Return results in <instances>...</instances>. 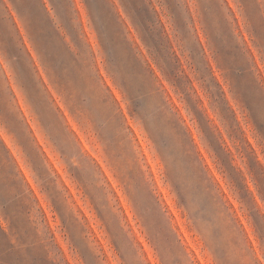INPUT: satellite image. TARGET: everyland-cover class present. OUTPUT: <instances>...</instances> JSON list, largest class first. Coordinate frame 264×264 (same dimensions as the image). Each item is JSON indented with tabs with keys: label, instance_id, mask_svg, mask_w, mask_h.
<instances>
[{
	"label": "clouds",
	"instance_id": "1",
	"mask_svg": "<svg viewBox=\"0 0 264 264\" xmlns=\"http://www.w3.org/2000/svg\"><path fill=\"white\" fill-rule=\"evenodd\" d=\"M6 3L16 18L18 31H14L13 35L17 47L23 52L27 74L17 57L10 55L6 39L0 36V65H6L11 71L15 85L13 88L9 83L7 72L0 73V131L14 137L16 150L23 154L25 167L30 168L33 182L39 183L41 191L39 196L33 192V182L25 177L20 165L15 162L16 157L5 148V163L11 166L15 175L8 177L7 173L0 172V230L7 235L10 245L7 252L0 249V264H69L63 248L55 242V234L45 226L44 216L37 207L41 196H47L60 215L72 240L76 264H114L113 255L117 258L115 264H222L216 249L225 236L230 238L228 264H264V239L254 252L242 245L233 205L225 199L223 189L202 159L184 116L169 95L175 92L183 97L186 111L198 123L203 142L215 154L248 210L247 200L242 197L236 178L217 152L189 101L190 95L191 100L206 113V109L200 107L203 101L199 100V95L193 96L190 91L192 77L188 69H191L210 97L212 106L219 107L229 127L238 124L233 103L256 126L233 75V68L225 63L219 52L206 17L202 21V29L208 35V50L199 44L201 51L197 54L193 45L198 40L186 44L183 48L186 68L185 62L172 47L154 0H150L158 17L157 27L162 29L170 51L178 61L177 74L185 78V87L181 88L135 13L129 11L123 2L126 18L116 11L121 26L136 56L145 68L150 69L153 88L142 95L130 87L131 78L125 68L106 49V34L90 8L91 21L98 36L99 54L103 56V72L97 62L96 50L91 45L85 47L81 37L80 46L73 42L53 0H42L44 10L76 56L75 61L66 64L53 60L52 54L39 39L30 16L16 12L12 0H6ZM228 3L234 11H228L225 17L236 42L245 51L250 71L264 84V67L257 64L248 46L251 42L253 47L264 52V42L256 36L242 0H228ZM260 4L261 14H264V0H260ZM74 16V25L82 27L78 24V15ZM184 19L187 34L172 12L174 28L187 38L195 22L190 14ZM129 23L142 40L147 55L131 38ZM245 34L247 39H243ZM26 38L31 50L25 43ZM209 50L215 61V70L208 62ZM34 55L39 59L40 67H37ZM41 68L44 75H41ZM214 80L216 83H213ZM216 84L224 94L223 102L217 95ZM225 84L231 100L227 99ZM18 94L23 98L32 120L38 124L48 149L57 156L77 189L103 222L111 255L87 225L86 218H82V210L24 115L17 100ZM208 123L223 144V134H218L213 121L208 119ZM258 132L264 136V132ZM142 137L150 144L153 158L162 167L168 198L161 191L156 173L148 162ZM223 146L230 154L231 164L239 172L241 182L247 186L251 178L258 184V208L264 213V180L258 177L251 165L250 155L246 157L245 173L238 167L231 149ZM177 159L184 161L183 174L175 170L174 161ZM255 159L260 167H264V156H256ZM11 179L20 182L19 190L10 184ZM122 197L133 214L135 227L129 221ZM248 215L250 220H254L250 210ZM73 223L79 228H74ZM169 232L175 234L179 248L175 242L168 240ZM9 254H12L11 258H7Z\"/></svg>",
	"mask_w": 264,
	"mask_h": 264
},
{
	"label": "rangeland",
	"instance_id": "2",
	"mask_svg": "<svg viewBox=\"0 0 264 264\" xmlns=\"http://www.w3.org/2000/svg\"><path fill=\"white\" fill-rule=\"evenodd\" d=\"M111 1L115 6L116 11H118L121 16L126 18L127 13L124 10V5L129 11L131 10L132 5L127 0ZM146 1L147 5L151 8L150 13L147 15V20H151L152 22L158 21V17L151 7L150 0ZM154 2L159 10L160 21L166 30L168 38L171 40L172 47L175 50L176 55L180 56L181 61L185 62L186 68V57L183 54V48L186 44H190L193 41L198 40L193 45L197 54L201 51L200 45H203L205 49L208 50V35L202 29V21L206 17L209 28L213 33V40L219 52L223 56L225 63L233 68V75L237 80L238 87L240 88L251 111L256 126L252 124L239 107L235 106L233 103L238 124L229 127L228 123L222 118L219 107L217 106L214 108L212 106L210 97L202 88L195 73L191 69H188L189 75L192 77L190 91L193 96H196L197 94L199 95V100L203 101V103L200 104V107L206 109V113L204 114L199 109L198 104L191 100L190 95L189 101L192 103L194 112L199 118L205 131L208 133L209 138L215 145L217 152L222 155L225 165L236 178L242 197L247 200V208L251 211L254 220L249 219L248 210L245 209L243 201L237 196L236 188L224 173V170L221 168L215 154L212 153L207 144L203 142L198 123L195 121V118L190 116L186 111V105L183 97L177 96L175 92L169 93L174 101L176 109L184 116L191 130L192 137L197 143L202 159L206 162L207 167L215 176L219 187L223 189L225 199L230 201L233 205L237 227L241 234L242 245L254 252L261 246L262 239H264V213L259 210V205L257 203L260 199L259 186L257 183L253 182L251 178H249L247 186L241 182L240 174L235 168H233L230 154L226 151L223 144L225 147L231 149L238 167L243 169L245 173H247L248 162L246 157L250 155L251 165L255 168L258 177L264 180V167H260L255 159L256 156H264V136H261L258 132V130L264 132V84H261L250 71L245 51L236 42L232 27L225 17V13L233 10L232 6L228 3V0H154ZM242 2L245 4L249 17L253 23V29L256 36L259 40L264 42V14H261L260 0H242ZM12 3L15 6L16 12L26 13L30 16L39 39L52 54L53 60H58L61 64H66L76 60L75 54L72 52L64 37L56 29L53 21L44 10L42 0H12ZM53 3L58 12L62 14L73 42L80 46L81 37L84 41L85 47L91 45L92 48L96 50L97 62L100 66L101 72H103V56L99 54L100 47L97 32L92 24L91 16L87 10L84 0H53ZM90 6L91 10L98 17L99 27L106 34V49L109 50L116 61L125 68L127 74L131 78L129 82L130 87L134 91L139 92L142 95H146L153 88V84L150 80V69L145 68L141 60L136 56L132 43L124 33L120 19L118 20L114 10L112 11V9H110L103 0H92V2L90 1ZM172 12L176 16L177 23L186 34L187 24L184 17H187L189 14L191 15L195 24L192 33L187 38L174 28L172 24ZM139 13L141 17H144L146 12L140 11ZM74 15H78V24L82 25V27L78 28L74 25ZM14 31H18L14 12L8 7L6 0H0V36H3L6 39L10 55L17 57L18 63L27 74L23 52L19 47H17L16 40L13 35ZM129 31L131 32V38L135 39L136 43L143 49V42L130 23ZM148 38L151 43L154 42L161 56L165 58L171 74L176 78L177 84L181 86V88H184L185 78L177 74L179 67L178 61L174 54L170 51V46L164 35L161 34V30L159 28L156 29L148 36ZM243 39H247V34L244 35ZM25 43L29 44V48L31 50V45L27 38L25 39ZM248 46L251 49L250 54L255 57L257 64L264 67V52L253 47L251 42H249ZM143 50L147 55V49ZM34 59H36L37 67H40L39 59L35 55ZM208 62L209 65L213 67V70H215V61L210 50ZM204 63L206 64V61ZM3 72L8 73L9 83L12 84L13 88H15L11 71L6 65H0V73ZM41 75H44L42 68ZM163 83L167 86L166 81ZM213 83H216L215 80ZM216 86L218 90L217 95L221 102H223L224 94L222 90H220L219 85L216 84ZM225 91L227 99L231 100V95L227 92L226 84ZM17 100L19 101L21 109L24 110V115L32 124V129L36 137L39 138L41 144L44 145V150L48 153V159L55 165L56 171L63 177L64 183L71 191L76 204L79 206V209L82 210V218H86L87 225L90 229L94 230L95 235L105 244V249L108 250L111 255L110 246L106 241V233L103 222L97 217L91 204L83 196V193L77 189L71 177L66 173L63 165L59 162L57 156L48 149L41 137L38 124L32 120V117L24 104L23 98L19 94L17 95ZM208 119L214 122L213 127L218 129V134H223V144L217 138L213 129L209 127ZM177 127H179V124H177ZM141 140L144 144V151L148 157V162L152 165V169L156 173L160 189L164 193L165 198H168L169 191L164 183L162 167L160 166L159 161L153 158V152L150 144L144 140L143 137ZM85 146L88 147L87 143ZM5 148L16 157L15 162L20 165L25 177H27L30 182H33L34 178L32 177L30 168L25 167L23 154L21 152H17L16 150L14 137L7 135L3 131H0V172L7 173L8 177L15 175L11 166L5 163V160L7 159ZM174 167L178 174H183L184 161L177 159L174 161ZM185 179H190V177H185ZM10 184L17 187L19 190L20 182L18 180L11 179ZM32 190L37 194V196L40 195L41 190L38 182L32 183ZM122 202H124L123 197ZM124 205L126 211H128L129 221L135 227L136 221L133 218V214L128 209L126 202H124ZM37 207L41 210V215L44 216L45 226L51 233L55 234V242L63 248L64 255L67 257L69 264H76L77 257L74 255L72 240L69 238V233L66 230L65 225L62 223L60 215L48 197L41 196ZM73 227L79 228V226L75 223H73ZM167 238L170 242H175L177 248L180 247L179 242L176 241L174 233L169 232L167 234ZM229 242L230 238L225 236L216 249V255L222 264H228L230 251ZM9 247L8 237L0 233V249L7 252ZM197 252H199V249H197ZM148 254L150 257L151 253L149 252ZM232 254L235 255V252L233 251ZM11 256L12 254H9V257L7 258H11ZM203 258L204 257H201V259ZM112 259L115 264L117 258L113 255Z\"/></svg>",
	"mask_w": 264,
	"mask_h": 264
},
{
	"label": "trees",
	"instance_id": "3",
	"mask_svg": "<svg viewBox=\"0 0 264 264\" xmlns=\"http://www.w3.org/2000/svg\"><path fill=\"white\" fill-rule=\"evenodd\" d=\"M90 1L92 2V0H84V3L87 7V10L88 12L90 13V9H91V6H90ZM110 9H112V11L114 10L118 20H119V16L116 12V9H115V6L114 4L112 3L111 0H103ZM132 6H131V12L133 11L135 13V16L138 18V20L140 21V23L143 25L144 27V30L148 33V36L150 34H152L156 29H158L157 27V24H158V21H151V20H147V15L150 13V6L147 5V1L146 0H127ZM90 8V9H89ZM140 11H143V12H146L144 17L140 16ZM161 30V34L163 35V31L161 28H159ZM153 46L156 47L157 49V46L154 44V42H152ZM157 51L159 52V50L157 49ZM0 233L4 236H7L3 230H0Z\"/></svg>",
	"mask_w": 264,
	"mask_h": 264
}]
</instances>
